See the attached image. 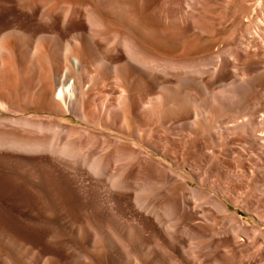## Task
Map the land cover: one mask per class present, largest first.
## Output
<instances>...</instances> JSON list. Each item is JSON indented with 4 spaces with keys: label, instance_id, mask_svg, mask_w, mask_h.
<instances>
[{
    "label": "rangeland",
    "instance_id": "obj_1",
    "mask_svg": "<svg viewBox=\"0 0 264 264\" xmlns=\"http://www.w3.org/2000/svg\"><path fill=\"white\" fill-rule=\"evenodd\" d=\"M88 8L104 21L98 26L99 31L93 28L96 33L111 29L108 35L127 36L155 59L188 62L184 65L187 64V67L191 63L188 69L196 64V68H201L197 70L201 72L204 69L202 73L207 76L200 74L201 79L199 74L191 73L192 77L189 76L192 79L188 76L187 83L177 84L172 75L169 78L161 73H152L147 79L151 84H156V80V87H160V81L168 84L161 90H153V94L164 93L165 101H153L155 107L141 111L140 124L131 118L129 124L133 131L108 127L105 121L97 120V113L82 114L78 109L65 113L59 106L58 90L62 84L64 87L74 84L77 74L67 71L59 84L56 78L70 68L74 56L79 60L78 68L81 71L84 69L85 43L84 35L83 38L79 35L71 39L66 32L68 21L65 26L58 18L67 12L69 19L75 9L85 12ZM22 45H27L29 49L23 46L26 51L21 52ZM113 48L110 46L106 53ZM66 52H70L68 59L71 63L66 59ZM231 55L234 58L231 59ZM203 60H207L208 64ZM104 69L95 65L87 77H82L84 82L89 81L90 90L97 85ZM122 70L120 66L112 71L111 76H117V79H106L105 82L118 87H121L120 84L128 86L130 80L122 81L125 79ZM115 80L117 83H114ZM204 81L209 83L201 84ZM133 82V87L141 83L137 78ZM203 88L208 89L207 92ZM245 89L251 91V95L249 91L245 94ZM255 92L259 96L256 97ZM50 94L59 102L50 99ZM117 94L115 91V94L102 100L97 97L95 107L99 112L103 108L107 110ZM44 95L49 96V100H44ZM244 100H249V112H243L247 102ZM87 101L84 98L83 104ZM171 110L183 113L175 114L177 117L171 114ZM193 112L199 113L197 125L191 122L195 120ZM27 118L30 123L44 120V124L62 123L64 125L60 126L63 129L73 127L76 132H59V140H69L78 148L82 145L83 153L91 158L102 156L109 159L110 165L113 162L112 166L109 165L113 172L128 169L137 172L141 158H132L130 163L114 162L112 159L115 151L127 149L151 153L152 159L148 163L145 161L144 165L159 169L157 176L164 175L160 168L170 166L192 177L194 167L188 157L195 150L201 155L199 176L205 185L208 183L204 190L228 202L230 213L226 215L206 205L205 209L210 211L208 221L199 216L193 220L189 215L191 218L188 216L186 223L196 230L205 228L207 238L191 240L179 229L175 236H181L183 244H175L174 238L166 235L152 217L138 208L127 210L118 206L108 187L80 162L48 151L28 152L0 147V264H264V0H0V131L23 133L26 130L28 133L29 126L15 123ZM169 120L176 122L170 121L169 124ZM236 122L241 126L236 128ZM84 128L92 132H82ZM38 134L52 138L54 132L42 131ZM156 161L159 163L156 164ZM210 172L215 174L211 177ZM194 185L201 186L197 181ZM155 187L171 199L183 193L179 184L173 188L160 184ZM147 218L152 222H148ZM238 226L248 230L251 233L247 232L249 237L247 233L234 232ZM235 236H241L242 239H237L241 241H233ZM219 237L231 240V250L236 253L237 259L229 247L218 249L213 244L221 240ZM182 246L189 252L185 250L186 254H183ZM216 257L219 262H215Z\"/></svg>",
    "mask_w": 264,
    "mask_h": 264
},
{
    "label": "bare ground",
    "instance_id": "obj_2",
    "mask_svg": "<svg viewBox=\"0 0 264 264\" xmlns=\"http://www.w3.org/2000/svg\"><path fill=\"white\" fill-rule=\"evenodd\" d=\"M76 1V0H75ZM78 1V0H77ZM148 1V0H147ZM150 2V1H149ZM84 4V3H83ZM147 4V3H146ZM77 5V4H76ZM83 6V5H82ZM81 6V7H82ZM80 7V6H79ZM87 7V6H86ZM77 9H79L77 7ZM75 9L74 12H72V16H70V18L68 19L67 18V12H66V15L64 14L63 16L60 15L59 18H58V21L60 22H64V25L65 23H67L68 21V24H69V27H68V30H66V32L71 36V39H75L76 37H78L79 35H81L80 37L83 38V35H84V43H85V46H84V50H83V47H82V50H83V56L85 58V67L84 69L81 71L79 68H78V64H79V60L78 58H76L75 56L73 57V60H72V63H71V60L68 59L69 56H70V52H66L67 53V58L68 61L71 63V66L68 70H65L66 72H63L59 75V77L56 78V81L58 82V84L60 83V81L65 78L66 76V73L68 71L69 72H75V74H77L76 76V81H74V84L77 83L75 86L76 88H74V84L73 83H70L67 87H64V84L61 85V88L58 90V94H57V97L59 96V100L61 101L60 103L63 102V100L65 98L68 99V101H64L63 104H60L59 103V106H61L60 108H62L63 111H65V113H69V112H75L76 109H78V111H80V113L84 114V113H91L92 115L95 113L98 114L97 116V120H103L107 123L108 127H119L122 129H125V130H130L132 129L131 128V123L129 124L131 118L134 119V121L138 124H140L138 121H139V113L143 110H146V109H149V108H152L153 106L155 107V103H153V101H158L159 99H164V96L161 92V94H153V91L154 88L155 89H162L165 85H168L166 84L163 80L164 83H161V81L159 82V85L160 87H156L154 86L155 83H150L151 81H147L148 76L150 77V75L152 76L153 74H155L154 72L156 73H161L163 75H166V76H174L175 77V80L177 84H181L183 82H186L188 81V76L191 74V73H197V74H205V73H202V71L204 69H202V71L200 72L201 68H196V64H195V67H190L191 69H188V67L190 66L191 63H189V66L187 67V64L186 66L185 63H188V62H185V63H179V62H167V61H162V60H159V59H155L153 58L152 56L146 54L138 45L136 44L133 40H131L130 38H128L127 36L126 37H123V38H120L118 37L117 35H114V34H110L108 35V31H112L111 29H104L106 32H98L96 33L97 31H99L98 29V26H101V24H104V23H101V22H104L103 20L101 21V19L97 16L98 13L96 14L92 9L88 8L86 9L85 12H80L79 10ZM100 19V20H99ZM63 25V26H64ZM107 25V24H105ZM104 25V27H106ZM66 26V25H65ZM103 26V25H102ZM97 28L96 30H94L93 28ZM102 27V29L104 28ZM101 29V28H100ZM16 30V29H15ZM103 30V31H104ZM21 31V30H20ZM49 31V30H48ZM51 31V30H50ZM93 31V32H92ZM57 32V31H56ZM63 32V31H62ZM54 33V32H53ZM105 36H104V34ZM23 35V34H22ZM52 35V34H51ZM58 35V34H57ZM60 36V35H59ZM58 36V37H59ZM122 37V36H121ZM62 38V37H61ZM80 38V39H82ZM133 39V38H132ZM61 40V39H59ZM67 40V39H66ZM79 39L76 40V42L78 41ZM26 42V41H25ZM28 43V42H26ZM25 43V44H26ZM32 43V41H31ZM79 43L82 45V43L79 41ZM28 46L30 45L27 44ZM26 45V46H27ZM32 45V44H31ZM64 45V44H63ZM66 45V44H65ZM22 45L21 46V52L23 51H26V49L28 50L29 48H26V46ZM27 46V47H28ZM110 46H114V48L112 50H108L110 52L106 53V50L109 49ZM30 47V46H29ZM56 47H59V46H56ZM63 50V48H62ZM35 53V52H34ZM63 53V52H61ZM65 53V52H64ZM41 54V53H40ZM73 54V53H72ZM77 54V53H76ZM75 54V55H76ZM79 54V53H78ZM231 54V53H229ZM58 59H59V56H58V53L56 54ZM65 56V57H66ZM79 56V55H78ZM81 56V55H80ZM231 59L234 58L233 55H231ZM71 57V56H70ZM227 57V56H226ZM236 57V56H235ZM213 58V57H212ZM225 58V57H224ZM210 59V58H209ZM207 59V60H209ZM237 59V58H236ZM236 59H234L236 61ZM81 60V59H80ZM206 60V62H207ZM229 60V59H228ZM239 60V59H238ZM60 61V59H59ZM204 61V60H203ZM219 61V64H220V60ZM223 61V60H222ZM226 61V60H225ZM198 62V61H197ZM200 62V61H199ZM198 62V63H199ZM205 62V61H204ZM203 62V64H204ZM205 62V63H206ZM211 62V61H210ZM237 62V61H236ZM15 63V62H14ZM69 63V64H70ZM201 63V62H200ZM32 64V63H31ZM68 64V66H69ZM208 64V62H207ZM216 64V63H214ZM222 64V63H221ZM95 65H100V66H103L105 67L104 71L102 72V75L100 76L99 78V81L97 82V87L93 86V89L90 90V87H89V81L87 82H84L82 80V77L83 76H88V72L91 68H93ZM192 65V64H191ZM194 65V63H193ZM201 65V64H200ZM210 67L211 64H209ZM225 65V64H223ZM228 65V63H227ZM226 65V66H227ZM122 66V68L124 70H122V74H124L125 76V79H123L122 81H126L127 80H130V84L128 83V86L126 85H122V84H118L119 86L121 87H118L117 85L114 86V84H109L106 83V79H109L112 81V79H117V76H115L114 78L111 76L113 75L112 71H116V69H118V67ZM202 67H204V65H201ZM200 66V67H201ZM206 66V64H205ZM214 66V65H213ZM225 67V66H224ZM196 68V69H195ZM209 68V67H208ZM67 69V66L66 68ZM197 69H200V70H197ZM211 69V68H210ZM209 69V70H210ZM233 69V68H232ZM142 70V71H141ZM211 70H215L214 69H211ZM222 70V69H221ZM227 70V69H226ZM64 71V70H63ZM232 71V70H231ZM204 72V71H203ZM206 72V71H205ZM211 72V71H210ZM224 73V71H222ZM234 72V71H233ZM100 73V72H99ZM119 73V72H118ZM153 73V74H152ZM209 73V72H208ZM212 73V72H211ZM210 73V74H211ZM227 73V72H226ZM71 74V73H70ZM213 74V73H212ZM220 74V73H219ZM232 74V73H231ZM93 75V74H92ZM115 75V74H114ZM159 75V74H158ZM206 75V74H205ZM204 75V76H205ZM228 75V74H227ZM237 75V74H236ZM31 76V75H30ZM191 76V75H190ZM189 76V79H192L190 78ZM195 76V75H194ZM201 76V75H200ZM207 76V75H206ZM213 76V75H212ZM221 75H219L220 77ZM244 76V75H243ZM246 76V75H245ZM244 76V77H245ZM73 77V76H72ZM121 77V76H120ZM159 77V76H158ZM192 77V76H191ZM209 77V75H208ZM218 77V76H217ZM224 77V76H222ZM30 78V77H29ZM119 78V77H118ZM123 78V76L121 77V79ZM136 78L138 80H140V85L138 87L136 86H132L131 82H133L134 80H136ZM167 78V77H166ZM170 78V77H169ZM198 78V77H197ZM207 78V77H206ZM215 78V76H214ZM232 78V76H231ZM240 78V77H239ZM72 79V78H71ZM91 79V78H90ZM164 79V78H162ZM172 79V78H171ZM170 79V80H171ZM199 79V78H198ZM201 79H202V76H201ZM221 79V78H219ZM224 79V78H223ZM227 79V78H225ZM230 79V78H228ZM69 80V78H68ZM95 80V79H94ZM92 80V81H94ZM156 80V79H155ZM154 80V81H155ZM200 80V79H199ZM198 80V81H199ZM72 81V80H71ZM169 81V80H167ZM196 78H195V83H196ZM217 81V80H216ZM224 81V80H223ZM240 81V80H239ZM244 81V80H243ZM73 82V81H72ZM116 82V80L114 81V83ZM121 82V81H119ZM171 82V81H170ZM174 82V81H173ZM172 82V83H173ZM205 82H208V81H204L202 82L201 84L205 83ZM69 83V82H68ZM91 83V82H90ZM96 83V81H95ZM93 83V84H95ZM117 83V82H116ZM134 83V82H133ZM135 83L137 84L138 81ZM157 80H156V84H157ZM190 83V82H189ZM209 83V82H208ZM212 83V82H210ZM219 83V82H218ZM225 83V82H224ZM236 83V82H235ZM51 84V83H50ZM92 84V83H91ZM155 84V85H156ZM164 84V85H163ZM214 84V82L212 83ZM220 84V83H219ZM221 84H222V81H221ZM52 85V84H51ZM54 85H56L54 83ZM53 85V86H54ZM66 85V83H65ZM188 85V84H187ZM193 85V84H192ZM196 85V84H194ZM253 85V84H252ZM52 86V88H53ZM125 86V87H124ZM179 86V85H178ZM190 86V85H189ZM199 86V85H198ZM207 86V84L205 85ZM204 86V87H205ZM210 86V85H208ZM213 86V85H211ZM210 86V87H211ZM219 86V85H218ZM224 86V85H223ZM222 86V87H223ZM235 86V84L233 85ZM238 86V84H237ZM240 86V85H239ZM238 86V87H239ZM251 86V85H250ZM50 87V86H49ZM48 87V88H49ZM136 87V88H135ZM192 87V86H191ZM190 87V89H192ZM200 87V86H199ZM214 87V86H213ZM211 87V88H213ZM56 88V87H55ZM55 88L53 89L54 90V93H55ZM184 88L183 90H186V87H182ZM194 88V86H193ZM201 88V87H200ZM207 88V87H206ZM209 88V89H211ZM249 88V86L247 87ZM246 88V89H247ZM110 89V90H109ZM160 89V90H161ZM189 89V88H188ZM199 89V88H198ZM205 88H203L202 90H204ZM234 89V88H232ZM245 89V94H246V91H249V90H246ZM256 89V87H255ZM48 90V89H47ZM52 90V92H53ZM208 89H205V92H207ZM110 91V92H109ZM115 91H117V95L115 97L114 100H112L108 107H107V110L106 109H102L100 112L98 111L96 104H94V102H96V98L100 96V100H102L104 97H106L107 95H111L112 94H115ZM159 91V90H158ZM157 91V92H158ZM164 91V90H163ZM211 91V90H210ZM256 91L258 92V90L256 89ZM260 91V89H259ZM188 92V90L186 91ZM191 91L189 90V93ZM196 92V91H195ZM236 92V91H235ZM250 92V95H251V91ZM249 92H247L249 94ZM230 93V92H229ZM233 93V92H232ZM260 93V92H259ZM47 94V92H46ZM45 94V95H46ZM52 94V93H51ZM50 94V96H52ZM187 94V93H186ZM235 94V93H233ZM245 94L243 95V97H245ZM261 94V93H260ZM263 94V92H262ZM44 95V96H45ZM49 95V94H48ZM154 95V96H153ZM257 95L259 96V94H257L255 92V96L257 97ZM161 96H163V98H161ZM185 96V95H184ZM207 96V95H206ZM205 96V97H206ZM226 95H224L223 98H225ZM249 96V95H248ZM46 97V96H45ZM49 97V96H47ZM44 98V100H49V98L47 99ZM54 95L50 98V99H54L53 98ZM55 97V98H57ZM254 97V95H253ZM84 98H87L88 101L87 103L83 104V100ZM107 98V97H106ZM111 98V97H110ZM210 98V97H209ZM58 99V98H57ZM55 100V102H57L58 100ZM109 99V98H108ZM215 99V98H214ZM226 99V98H225ZM249 99V98H248ZM256 99V98H255ZM260 99V97H259ZM250 100V99H249ZM248 100V101H249ZM161 101V100H160ZM158 101V102H160ZM165 100H163L162 102H164ZM244 101H247V100H244ZM246 102L244 104V109H243V112H246L248 111V108L250 106L249 102ZM256 101V100H255ZM54 102V103H55ZM59 102V101H58ZM82 102V104H80ZM107 102V101H106ZM259 102V100H258ZM168 103V101L166 102ZM244 103V102H243ZM56 105H58L57 103H55ZM104 104V102H103ZM126 105H127V108H126ZM166 105V104H165ZM168 105V104H167ZM226 105V104H225ZM53 106V105H52ZM174 106V105H173ZM228 106V105H226ZM105 107V106H104ZM160 107V106H159ZM164 107V106H163ZM168 107V106H167ZM170 107V106H169ZM173 108V107H171ZM182 108V107H181ZM229 108V107H228ZM179 109V108H178ZM184 109V108H183ZM227 109V108H226ZM256 108H254L255 110ZM150 110V109H149ZM153 110V109H151ZM155 110V108H154ZM168 110V108H167ZM186 111V109H184ZM190 110V109H189ZM224 110V109H223ZM235 110V109H234ZM241 111V109H239ZM253 110V111H254ZM54 111V110H53ZM174 111V110H173ZM172 110L170 111L171 114L174 113ZM176 111V110H175ZM179 111V110H178ZM177 111V112H178ZM185 111H184V116H185ZM256 111V110H255ZM258 111V110H257ZM256 111V112H257ZM227 112V111H226ZM237 112V111H236ZM239 112V111H238ZM249 112V111H248ZM62 116H64V114ZM182 113L183 112H179ZM179 113H174L175 114H179ZM189 112H187L188 114ZM195 113L194 114V121H191L194 125L196 124L197 125V121L199 119V113L197 112H193ZM255 113V112H254ZM166 114V113H165ZM170 114V116H172ZM191 114V113H190ZM228 114V113H227ZM259 114V113H258ZM59 115V114H58ZM70 115V114H69ZM142 115V114H141ZM243 115V114H242ZM261 115V114H260ZM258 115V116H260ZM74 116H77L75 115L74 113ZM82 116V115H81ZM167 116V115H166ZM165 116V118H166ZM169 116V115H168ZM178 117V115H175ZM175 116H174V120H175ZM183 118L185 119L186 117V120L188 121V117L185 116ZM193 116V115H192ZM262 116V115H261ZM88 117H90L88 115ZM177 117H176V120H177ZM182 117V116H181ZM191 116H189V119L191 120L190 118ZM78 118V117H77ZM82 119V117H80ZM84 118V117H83ZM91 118V117H90ZM253 118V117H252ZM132 119V120H133ZM170 119V118H169ZM52 119H50L51 121ZM54 120V119H53ZM92 120V119H91ZM142 120V119H141ZM173 120V119H172ZM178 120H181V119H178ZM245 120V119H244ZM247 120V119H246ZM31 121V120H30ZM29 119H20L19 121H16L15 123L18 124V125H22V126H29L30 128L28 129V133H26L25 131L23 133H16V130L14 131H0V132H8V133H0V147L2 148H9V149H18V150H23V151H28V152H40V151H48L50 153H53L59 157H63V158H68L70 159L71 161H75V162H80L81 165H83L84 167H86L88 169V171L90 173H92L94 176L98 177L100 179V181L106 186L108 187L109 191L112 193L113 195V199H115V202L116 204H118V206H120L121 208L123 209H127V210H133L134 208H138L139 210H141V212L145 213L146 215H149V217H152L153 220L158 224V226H160L162 229H163V232L168 235L170 238H174V240L176 241L175 244H177V242L180 244H183V241L181 239V236H179L178 234L175 236V233L176 232H179L181 230V233H184L183 235H187V236H190L189 238H191V240L195 239V241H198L196 239H203L204 238L206 239L207 236H206V229L203 228V229H199L196 230V229H193V227H189L190 225H188V223H186V220L188 218L189 215H191L192 219L193 218H202L203 219H206L208 221L209 218V214L210 211L207 212V210L205 209L206 207H208L210 205L213 206L215 209H218L220 210L223 214H226L228 215L230 213V208H229V204L228 202H226L224 199H221L217 196H213L212 194L206 192L204 190V186H208V183L205 185V183L202 181L201 177L199 176V167H200V154H198L195 150H193L190 154H189V157H188V160L191 161L192 163V166L194 167V169H192V173L193 176H187L186 173H183V172H179L177 171L176 169L172 168V167H166V169L164 168H160L162 169V171L164 172L163 176H157V174L159 173V169L157 171V169H154V168H147L146 163H148V161L150 159H152V155L151 153H148L147 151H141L139 150L138 152H136V150H117L115 151L112 159L114 160V162H126V161H130V160H133L132 158H141L142 162L138 161L139 163H135L137 164V172H135L134 170L132 169H128L126 171H120V172H113L110 170V167H109V162L110 160L109 159H106L102 156H97V157H94V158H91L90 156L86 155L83 153V150H82V145H80L81 147L78 148L76 147V145L72 142H70L69 140H65L64 142L60 141L59 140V137H58V134L59 132H76L77 130H73V127H69L70 129L68 128H65L63 129L61 126L64 125L62 123L61 126L60 124H52V123H47V124H44V120L43 121H38V123H30ZM61 121V120H59ZM94 121V120H92ZM146 121V120H145ZM166 121V120H165ZM171 120L168 121V123L170 122ZM185 121V120H184ZM242 121V120H241ZM250 121V120H249ZM43 122V123H41ZM48 122V120H47ZM62 122V121H61ZM95 122V121H94ZM97 122V121H96ZM100 122V121H99ZM172 123L174 121H171ZM176 122V121H175ZM174 122V123H175ZM258 122V121H257ZM54 123V121H53ZM87 123V122H86ZM90 124V122H88ZM93 123V122H92ZM134 123V122H133ZM178 123V122H177ZM176 123V124H177ZM183 123V121H182ZM189 123V122H188ZM13 124V123H12ZM171 124V123H169ZM168 124V125H169ZM236 124V128L237 126H241V125H237V122L235 123ZM234 124V125H235ZM239 124V123H238ZM243 124V123H242ZM66 125V124H65ZM88 125V124H87ZM95 125V124H94ZM92 125V126H94ZM98 124L96 123V126ZM100 125V124H99ZM137 125V124H136ZM180 125V124H179ZM178 125V126H179ZM192 125V124H191ZM247 125V124H246ZM174 126V124H173ZM182 126V125H180ZM242 126H245V125H242ZM64 127V126H63ZM66 127V126H65ZM90 127V126H89ZM184 127V126H182ZM226 127V126H225ZM235 128V127H234ZM239 128V127H238ZM106 129V128H105ZM230 129V128H229ZM88 131V132H92L90 130H88L87 128H84V129H81V131ZM120 130V131H121ZM124 130V131H125ZM44 132V131H48V132H54V134L52 135V138L51 137H46V136H39V132ZM79 131V130H78ZM82 131V132H83ZM133 131V129H132ZM94 132V131H93ZM131 132V131H130ZM208 134V133H207ZM210 135V134H209ZM213 135V134H211ZM210 137V136H209ZM208 139V138H207ZM94 140V139H93ZM117 140V141H116ZM114 141L116 142H120L119 139H116ZM199 141V140H198ZM91 142V141H89ZM89 142L87 144H89ZM202 142V141H201ZM86 144V143H85ZM84 145V144H83ZM105 144L103 143V146ZM78 146V145H77ZM83 147H86V146H83ZM199 147V146H198ZM126 148V146H125ZM200 150V148H199ZM197 153L198 155H196L195 153ZM198 151V150H197ZM200 155V156H199ZM202 156H204L202 154ZM207 156V155H206ZM205 156V157H206ZM110 157V156H109ZM210 158V157H209ZM208 158V159H209ZM154 159V158H153ZM135 160V159H134ZM183 160V159H182ZM204 160V159H203ZM210 160V159H209ZM137 161V160H136ZM146 161V163H145ZM153 161V160H152ZM151 161V162H152ZM178 161V160H177ZM150 162V161H149ZM158 161H156V164H157ZM205 162V161H204ZM127 163V162H126ZM130 163V162H129ZM154 163V161H153ZM159 163V162H158ZM203 163V161H202ZM113 164V162H112ZM112 164L110 166H112ZM162 163L160 162V165ZM208 164V163H207ZM129 165H132V164H129ZM179 165V164H178ZM159 166V165H158ZM164 166V165H163ZM132 166H129V168H131ZM134 167V165H133ZM157 168V167H156ZM216 168V167H215ZM116 169V168H115ZM123 169H126V167L124 168L123 166ZM191 169V168H190ZM113 170V169H112ZM118 171V169H117ZM215 171V170H214ZM213 171V172H214ZM158 172V173H157ZM213 172H210L209 173V176H213L214 174H212ZM219 172V171H218ZM217 175V174H216ZM199 177V179H198ZM210 177V178H211ZM212 179V178H211ZM197 181L199 182V184L201 186H195L194 185V182ZM157 184H160L162 186H167V185H170L171 188L175 187V185L179 184L182 186V191L183 193H179L181 194L180 197H177V198H168L166 197L165 195L167 194H163L164 192H162L161 189H156V187L154 188L155 185ZM210 184V183H209ZM209 186H212V185H209ZM170 188V187H169ZM106 189V188H105ZM168 189V188H167ZM169 191V190H168ZM170 191H173V190H170ZM178 191V190H177ZM181 191V192H182ZM166 193V192H165ZM178 194V193H177ZM174 195H176V193H174ZM173 195V196H174ZM172 196V195H171ZM112 203V202H111ZM208 205V206H206ZM136 210V209H135ZM135 215V214H134ZM190 217V216H189ZM190 217V218H191ZM142 218V217H141ZM189 219V218H188ZM193 219V220H195ZM197 220V219H196ZM136 221V220H135ZM147 221L148 222H152L150 220H148L147 218ZM150 226V225H149ZM159 228V227H158ZM237 229L234 228V232L237 231V234L239 233H247L249 232L248 230L246 229H242L241 226H238L236 227ZM180 229V230H179ZM221 229V228H220ZM156 230V229H155ZM159 230V229H158ZM223 230V229H222ZM221 230V231H222ZM232 233L233 232V228H232ZM220 232V231H219ZM223 232V231H222ZM254 232V231H253ZM158 233V232H157ZM180 233V235H181ZM221 233V232H220ZM218 233V234H220ZM229 233V231L227 232ZM225 233V234H227ZM250 233V232H249ZM208 234V233H207ZM221 234H224V233H221ZM220 234V235H221ZM231 234V233H230ZM248 234V233H247ZM251 234V233H250ZM159 235V234H158ZM157 235V236H158ZM228 235V234H227ZM235 233L232 235L234 236ZM224 236V235H223ZM226 236V235H225ZM224 236V237H225ZM231 235H229V238H230ZM239 236V235H238ZM242 236V235H241ZM240 236V237H241ZM245 236V235H244ZM247 236V235H246ZM251 236V235H250ZM161 237V236H160ZM184 237V236H183ZM182 237V238H183ZM218 237V236H217ZM228 237V236H227ZM223 238L221 239V237H219L221 240H216L215 242H213V244H215V246L218 248V247H221V246H226L231 252L232 254L234 253L231 249V240L228 238ZM239 237V238H240ZM243 237V236H242ZM241 237V239H242ZM248 237H249V234H248ZM185 238V237H184ZM188 238V239H189ZM209 238V237H208ZM211 238L213 239V237L211 236ZM233 238V237H232ZM237 236H235V242H239L241 241L240 240H237L239 239ZM218 239V238H217ZM187 241V240H186ZM190 241V239H189ZM185 242V241H184ZM191 242V241H190ZM189 242V243H190ZM245 242V241H244ZM193 243V242H192ZM231 243V244H230ZM242 245L246 244V243H243L241 242ZM185 244V243H184ZM188 244V243H187ZM186 244V245H187ZM210 244V243H209ZM234 244V243H233ZM240 244V243H239ZM172 245V244H171ZM192 245V244H191ZM194 245H195V242H194ZM206 246V245H205ZM211 246V245H210ZM236 246V245H235ZM172 247V246H171ZM173 247H175L173 245ZM183 247V246H182ZM190 247V246H189ZM196 247V245H195ZM195 247L192 246V250L195 251ZM209 247V246H208ZM238 247V246H237ZM184 248V247H183ZM211 248V247H210ZM235 248V247H233ZM177 249V248H176ZM189 249V248H187ZM191 249V248H190ZM219 249V248H218ZM227 249V250H228ZM186 249L184 248V250H182L183 254H186L184 253ZM177 251V250H176ZM181 252V250H179ZM188 250H186L185 252H187ZM192 251L193 254H195L194 252ZM236 251V250H235ZM181 252V253H182ZM189 252V251H188ZM191 252V251H190ZM197 252V251H196ZM180 253V254H181ZM191 253V254H192ZM199 253V252H198ZM190 254V255H191ZM235 254V259H237V255L236 253ZM189 255V254H188ZM197 255V254H195ZM183 256V255H182ZM194 256V255H193ZM192 256V257H193ZM207 256V255H206ZM216 256V255H215ZM214 256V257H215ZM191 257V256H190ZM188 257V258H190ZM191 257V258H192ZM197 257V256H196ZM195 257V258H196ZM201 257V255H200ZM208 257V256H207ZM220 257H224L222 255H220ZM232 258V257H231ZM184 260V258H182ZM193 259V258H192ZM191 259V260H192ZM197 259V258H196ZM200 259V258H199ZM204 259V258H203ZM206 259V258H205ZM224 259V258H223ZM186 260V258H185ZM215 262H219V258H215L214 259ZM193 261V260H192ZM200 261V260H199ZM203 261V260H202ZM182 262V261H181ZM201 262V261H200ZM214 262V263H215ZM203 264V263H202ZM216 264V263H215ZM222 264V263H220Z\"/></svg>",
    "mask_w": 264,
    "mask_h": 264
}]
</instances>
